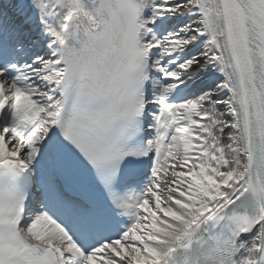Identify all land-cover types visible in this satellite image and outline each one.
Here are the masks:
<instances>
[{"label":"snow or ice","instance_id":"1","mask_svg":"<svg viewBox=\"0 0 264 264\" xmlns=\"http://www.w3.org/2000/svg\"><path fill=\"white\" fill-rule=\"evenodd\" d=\"M0 264H264V0H0Z\"/></svg>","mask_w":264,"mask_h":264}]
</instances>
